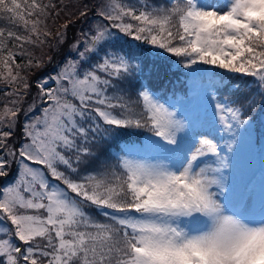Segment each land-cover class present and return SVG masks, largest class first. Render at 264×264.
I'll use <instances>...</instances> for the list:
<instances>
[{"label": "snow or ice", "instance_id": "snow-or-ice-1", "mask_svg": "<svg viewBox=\"0 0 264 264\" xmlns=\"http://www.w3.org/2000/svg\"><path fill=\"white\" fill-rule=\"evenodd\" d=\"M50 7L0 0V18L28 33L0 28V79L16 97L0 114V178L17 166L0 186V264H264V186L257 196L225 174L250 136L247 114L264 111V0H100L75 55L35 82L46 106L39 116L30 115L35 102L24 110L14 147L29 88L16 56L42 66L24 45L51 36L40 28ZM172 64L189 70L195 91L207 80L212 120L195 121L153 91ZM137 130L149 134L142 151L108 155Z\"/></svg>", "mask_w": 264, "mask_h": 264}, {"label": "rangeland", "instance_id": "rangeland-1", "mask_svg": "<svg viewBox=\"0 0 264 264\" xmlns=\"http://www.w3.org/2000/svg\"><path fill=\"white\" fill-rule=\"evenodd\" d=\"M91 1L93 2V4H98L100 2V0H89V3L86 2L85 0H76V2L75 0H73L72 4L73 6L78 7L80 2H82L80 8L77 9L81 11L83 10L84 4H87L89 7H91L90 4ZM68 11L69 12L66 13V15H68L71 12V10ZM75 11L73 12V14L75 13ZM97 20L98 18L95 15V8H92V12L91 14L90 12L88 13L87 18L83 19V17L80 16V12H79L77 16L75 15L73 19L70 20L71 22H63V24H61L60 26V29L55 30L57 32L53 39L52 51L58 50V52H56L55 58H52L51 63L47 61L46 68L40 70L37 74L33 75L32 77L33 79L31 78L32 83L31 82H30L31 84L29 83V88L27 89V92L23 96V100L19 105L21 108V113L18 115L17 118L18 123L15 129V135L12 139L8 141L9 144L15 147L21 143L19 139L21 136L22 126L20 125L21 123L19 120L24 116V110L28 108V105L33 104L35 102V108L33 112L30 113V115H36V116L41 115L40 109L46 106L38 96V90L35 86V82L38 79H47L49 74L55 75L56 72L59 71L61 67H63L66 60L71 59L72 56L75 55V53L71 52V46L77 43V41H82L83 39L82 34L89 33L90 29L97 22ZM66 24H67V28L65 29L64 25ZM60 32H64L65 37H64V43L59 45L58 47L57 33ZM203 84L205 85V87L199 91L194 90L196 88V85H194L189 91L190 95L188 98L184 97L180 99L169 100V101L178 102L179 106L190 116V118L200 123H206L207 121L212 120L213 111H214L213 102L210 100L207 94L208 93L207 81L205 80ZM49 86L56 87L55 82L49 80ZM17 90L20 91L21 93L24 92V89L22 87L21 88L18 87ZM10 91H12V87L9 85L7 88H2L3 94ZM6 97H7L6 103L16 98L14 96H6ZM222 135L223 134L221 132L217 131L215 138L219 143L225 145L229 137L224 135L223 138H221ZM259 138L260 139L258 143L255 142L253 139L249 141V139L246 138L245 141L241 143L240 146H238L236 155L233 160V168L226 170L225 173L227 175L229 171L231 172V179L235 186L241 189H246V188L251 189L253 192L256 193L257 196L259 195L260 188L264 186V134H262V136H260ZM144 147L138 148L136 150L142 151ZM2 179L0 180V182L2 181ZM0 238H2V236H0Z\"/></svg>", "mask_w": 264, "mask_h": 264}, {"label": "trees", "instance_id": "trees-1", "mask_svg": "<svg viewBox=\"0 0 264 264\" xmlns=\"http://www.w3.org/2000/svg\"><path fill=\"white\" fill-rule=\"evenodd\" d=\"M72 1L73 0H40V2H42L43 4L55 5V7H50L47 9L46 16L40 17V19L43 21V23L40 25L41 31L43 32L44 30H46L51 33V36H48L45 38L46 43L41 47H35L29 44L24 45V48L27 49V51L32 54V57H35L36 59H40L42 61L41 67L35 66V59L33 60V66L28 67L27 62H28V59H30L31 57L21 56V55L16 56V63L21 65L18 71L20 72L22 76L27 78L28 84L33 79L32 78L33 75L37 74L40 70H43L44 68L47 67L46 64H47V61L49 60V57L55 58L56 56V52H58V50L52 51L53 39L57 32L55 30L60 29V26L61 24H63V22H71L70 20H72L75 15L77 16L79 14L80 11L77 9L80 8L82 2H80L79 6L76 7V6H73ZM85 1L89 3V0H85ZM129 2H133V0H129ZM149 3L163 4L164 0H149ZM90 4H91V7L94 5L92 1L90 2ZM68 10H71V12L68 15H66V13L69 12ZM74 11L75 13L73 14ZM91 12L92 11H90V14ZM34 18L35 17H30V19H34ZM0 28H4L6 32L8 30L14 31L21 36L28 35V33L24 30L22 25L10 23L8 20L3 19V18H0ZM18 43L19 42L9 40L8 49H12L13 51L19 52L20 49L14 47V44H18ZM6 53H7V49H5V54ZM175 59L177 58H173V60ZM3 71L4 69L0 68V72H3ZM16 71L17 69L15 68V65H13V72L15 73ZM166 76L167 77L164 76L160 79L153 78L151 80V86H152L153 91L158 96L162 97L164 101L165 100L167 101L177 96L184 98L189 95L188 90L191 89L192 85L194 84L193 79L189 73V70L183 69L182 65L177 66L176 64H172L171 72H169ZM240 78L248 80L249 87L252 88L251 82L253 78L251 77H240ZM7 87L8 85L5 84L4 81L0 79V114H2V111H3L2 109L4 107V104L7 101L6 95L2 93V88H7ZM252 91H255V89L252 88ZM245 95H247V93H245ZM24 117L25 116H23L19 120L21 123L20 124L21 126L23 125L25 121ZM247 118L250 121V125L246 126V127H250V136L248 137V139L249 141L253 139L255 142L258 143L260 139L259 137L262 136V134H264V111H261L257 107L255 110L250 111L247 114ZM147 135L149 134L142 130H137L133 134L120 137L118 140H116L114 143L111 144V148H110L108 155L114 158L117 154L123 155L125 149H131L135 151L134 148L136 147H139V148L144 147L145 137ZM21 140H22V137L20 136L19 141ZM112 162H115L114 159ZM87 174L88 173L85 171H81L80 173L81 176H85ZM16 176H17V166L13 164L10 175L7 176L5 179L0 178V180L2 179V181L0 182V186H7L8 184L12 183L16 179ZM56 183H59V182H56ZM92 215H94L97 220H100V221L104 220L102 216L96 215L95 212H93ZM2 238H6V237L2 236Z\"/></svg>", "mask_w": 264, "mask_h": 264}]
</instances>
